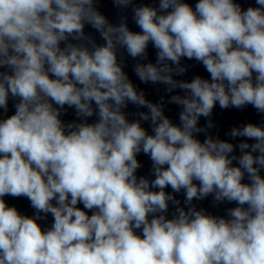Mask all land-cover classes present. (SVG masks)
<instances>
[{
    "label": "clouds",
    "instance_id": "9594fccd",
    "mask_svg": "<svg viewBox=\"0 0 264 264\" xmlns=\"http://www.w3.org/2000/svg\"><path fill=\"white\" fill-rule=\"evenodd\" d=\"M0 264H264V0H0Z\"/></svg>",
    "mask_w": 264,
    "mask_h": 264
}]
</instances>
